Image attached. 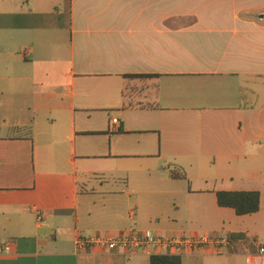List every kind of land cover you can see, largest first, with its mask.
I'll return each instance as SVG.
<instances>
[{
	"label": "crops",
	"instance_id": "obj_1",
	"mask_svg": "<svg viewBox=\"0 0 264 264\" xmlns=\"http://www.w3.org/2000/svg\"><path fill=\"white\" fill-rule=\"evenodd\" d=\"M130 231L242 234L182 263L264 264V0H0V264L166 254L77 250Z\"/></svg>",
	"mask_w": 264,
	"mask_h": 264
},
{
	"label": "built area",
	"instance_id": "obj_2",
	"mask_svg": "<svg viewBox=\"0 0 264 264\" xmlns=\"http://www.w3.org/2000/svg\"><path fill=\"white\" fill-rule=\"evenodd\" d=\"M118 119H113V125H119ZM42 221V215L38 216ZM229 245L228 237L213 235L205 238H178L165 240L152 231H130L123 232L117 237L110 238H79L76 246L79 253H85L90 249H101L109 252L120 250H134L150 253V248L155 247L157 251H165V255H200L204 252L220 251L221 248H227ZM10 251V244L0 246V254ZM264 255V248L259 250Z\"/></svg>",
	"mask_w": 264,
	"mask_h": 264
},
{
	"label": "trees",
	"instance_id": "obj_3",
	"mask_svg": "<svg viewBox=\"0 0 264 264\" xmlns=\"http://www.w3.org/2000/svg\"><path fill=\"white\" fill-rule=\"evenodd\" d=\"M184 177V176H183ZM217 202L221 208H229L238 216L256 214L261 208V194L259 192H218ZM242 234L230 235L228 237L229 250L234 254V242L243 239ZM151 264H183L180 256L176 255H154Z\"/></svg>",
	"mask_w": 264,
	"mask_h": 264
},
{
	"label": "rangeland",
	"instance_id": "obj_4",
	"mask_svg": "<svg viewBox=\"0 0 264 264\" xmlns=\"http://www.w3.org/2000/svg\"><path fill=\"white\" fill-rule=\"evenodd\" d=\"M183 171H184V170H183ZM184 173H186V172H184ZM184 173H183V176L186 178V176L184 175ZM184 177H183V178H184ZM188 184L190 185V182H188L187 185H188Z\"/></svg>",
	"mask_w": 264,
	"mask_h": 264
}]
</instances>
